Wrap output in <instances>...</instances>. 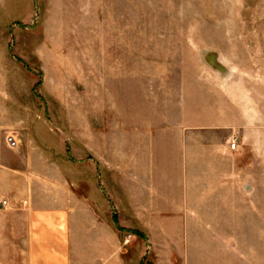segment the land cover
<instances>
[{
  "label": "rangeland",
  "instance_id": "1",
  "mask_svg": "<svg viewBox=\"0 0 264 264\" xmlns=\"http://www.w3.org/2000/svg\"><path fill=\"white\" fill-rule=\"evenodd\" d=\"M0 107L23 125L17 155L75 180L100 187L98 154L144 157L198 123L206 145H238L221 183L264 190V0H0ZM224 214L232 242L203 263L264 264V203Z\"/></svg>",
  "mask_w": 264,
  "mask_h": 264
},
{
  "label": "crops",
  "instance_id": "2",
  "mask_svg": "<svg viewBox=\"0 0 264 264\" xmlns=\"http://www.w3.org/2000/svg\"><path fill=\"white\" fill-rule=\"evenodd\" d=\"M8 112L0 107V264H204L232 242L224 213L264 203L263 189L221 183L233 176L232 147L201 142L198 123L171 124L144 157L98 154L99 187L98 174L75 180L49 156L9 149L23 125Z\"/></svg>",
  "mask_w": 264,
  "mask_h": 264
},
{
  "label": "built area",
  "instance_id": "3",
  "mask_svg": "<svg viewBox=\"0 0 264 264\" xmlns=\"http://www.w3.org/2000/svg\"><path fill=\"white\" fill-rule=\"evenodd\" d=\"M7 143H8V146L11 148V149H17V147H18V143H17V141L13 138V137H9V139L7 140ZM236 143H234L233 145H232V149L233 150H235L236 149ZM2 205L3 206H6L7 205V202L5 201V202H3L2 203Z\"/></svg>",
  "mask_w": 264,
  "mask_h": 264
}]
</instances>
